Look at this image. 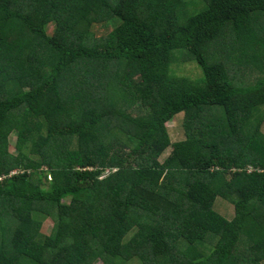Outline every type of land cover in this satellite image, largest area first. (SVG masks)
<instances>
[{"label": "trees", "instance_id": "obj_1", "mask_svg": "<svg viewBox=\"0 0 264 264\" xmlns=\"http://www.w3.org/2000/svg\"><path fill=\"white\" fill-rule=\"evenodd\" d=\"M263 123L264 0H0V264H264Z\"/></svg>", "mask_w": 264, "mask_h": 264}, {"label": "rangeland", "instance_id": "obj_2", "mask_svg": "<svg viewBox=\"0 0 264 264\" xmlns=\"http://www.w3.org/2000/svg\"><path fill=\"white\" fill-rule=\"evenodd\" d=\"M52 28L53 27L50 26L49 29L47 30V32L51 33ZM177 73L179 75H182V76L196 78V77H198L199 71L196 69V67H195V65L193 63H185V64H182V65L178 66ZM249 78L252 79L253 78V74ZM183 119H184L183 115H178L172 121H170L169 123L166 124L167 125L168 136L170 137V140L173 143L181 141V140H185V129L183 127V121H184ZM261 132L264 134V123L262 124ZM17 138H18V135L16 133L13 136V139H12V142H11V151L13 153H16V154H18V150L16 149ZM170 149L171 148H168L160 156L159 161L161 163L166 159V157L170 153ZM214 208L217 211H219V213L224 215L227 219H231L233 212L231 210V207L229 205L225 204L224 201L218 199L216 201V203H215V207ZM52 228H53V222L50 221V220L45 221V223L43 225V228H42L43 234L50 235L51 232H52ZM96 264H102V262L98 261ZM133 264H136V263L133 262Z\"/></svg>", "mask_w": 264, "mask_h": 264}, {"label": "built area", "instance_id": "obj_3", "mask_svg": "<svg viewBox=\"0 0 264 264\" xmlns=\"http://www.w3.org/2000/svg\"><path fill=\"white\" fill-rule=\"evenodd\" d=\"M0 180H2V179L0 178Z\"/></svg>", "mask_w": 264, "mask_h": 264}]
</instances>
